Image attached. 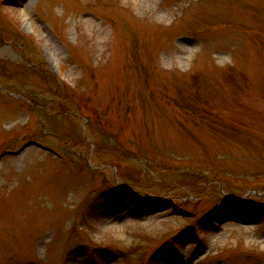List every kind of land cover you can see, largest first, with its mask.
<instances>
[{
	"label": "rangeland",
	"instance_id": "1",
	"mask_svg": "<svg viewBox=\"0 0 264 264\" xmlns=\"http://www.w3.org/2000/svg\"><path fill=\"white\" fill-rule=\"evenodd\" d=\"M0 264H264V0H0Z\"/></svg>",
	"mask_w": 264,
	"mask_h": 264
}]
</instances>
